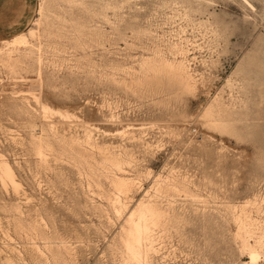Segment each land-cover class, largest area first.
Here are the masks:
<instances>
[{"label": "rangeland", "instance_id": "rangeland-1", "mask_svg": "<svg viewBox=\"0 0 264 264\" xmlns=\"http://www.w3.org/2000/svg\"><path fill=\"white\" fill-rule=\"evenodd\" d=\"M82 1L83 5L76 6L54 4L52 10L61 18L47 31L42 28V32L53 33L42 37V81L32 68L11 74L0 66V154L11 163L23 186L14 194L0 184V242L5 243L4 250L0 248V264H45L39 261L34 245H43V240L35 231H19L17 222H35L52 240L64 241L76 264H123L119 250L110 246L123 221L112 207L115 194L108 176L115 170L100 168L102 154L95 152L96 171H90L85 163L72 160L67 142L60 143L54 136L51 140L58 155L50 153L41 160L31 134L40 135L46 123L37 112L31 117L13 111L11 105L20 104L12 91L25 89L41 92L49 105L74 112L106 132L128 123L144 125L135 130L142 136L139 143L93 131L99 143L118 146L110 151L128 148L132 154L125 170L137 182L131 194L123 197L129 207L159 176L187 181L188 193L168 190L157 195L158 202L171 211L175 227L163 239L154 264H242L248 258L238 250L236 225L226 207L264 196V0ZM36 2L34 19L39 17L40 0ZM186 10L189 19L184 16ZM207 19L211 25L201 23ZM76 22L89 28L97 25L104 32L97 39L88 29L79 34L71 25ZM147 24L162 39L182 36L189 57L194 58L192 67L205 77L198 91L183 97L166 95L158 89L124 85L125 74L111 76V63H132L152 46L151 37L132 34V29ZM230 76L235 84L229 87L226 80ZM219 91L238 112L231 132L221 133L200 117ZM28 98L29 105L37 107ZM112 113L114 121L109 120ZM53 120L60 135L83 134L79 120ZM11 205H19L21 214L10 210ZM249 211L264 222L263 204L250 205Z\"/></svg>", "mask_w": 264, "mask_h": 264}, {"label": "bare ground", "instance_id": "bare-ground-1", "mask_svg": "<svg viewBox=\"0 0 264 264\" xmlns=\"http://www.w3.org/2000/svg\"><path fill=\"white\" fill-rule=\"evenodd\" d=\"M56 1L64 2L69 6L83 5L84 3L82 0H40L39 11L37 13L39 14V17L32 20V26H30L28 30L21 32L10 39L0 40V66L2 68L7 69L11 74L18 73L21 70L28 71L29 68H32L36 71L37 78L42 81L44 60L43 48L45 47L42 37H50L53 34L52 31L42 32V28L44 27V30L47 31L51 27L53 21L61 18L52 10ZM244 1L248 2V0ZM108 5L116 7L117 3H108L106 6ZM189 13V10L185 11L184 16L186 19H189ZM201 23L207 24L210 23V20L207 19L203 22L201 21ZM211 24L212 22L210 25ZM71 25H73V29L78 31L79 34H85V30L88 29L91 37L95 39L100 38L104 32V30L97 25L92 28H89L87 24L81 22H76L75 24L72 23ZM195 25H197V23ZM155 33L152 24H147V26L145 25L137 30L132 29V34L134 35H147L148 38L151 37L154 40L152 42L153 44L147 48L148 51L146 54L143 53L141 56L139 55L140 57L135 58L132 63H130V61L125 64L113 62L110 66L108 65L112 72L111 76L115 74H125L126 77L122 80L120 79L124 85L128 87H141L147 90L158 89L161 90L160 92L165 91L167 93L166 95L174 94L175 96L183 97L198 91V87H200L199 84L203 83L205 77L192 67V61L194 58L189 57V49L184 45V39L181 38L182 36L178 38L169 37L162 39L163 37L156 35ZM212 33L216 36L219 35L216 30H213ZM84 43L79 42L81 46L82 44L85 45ZM242 67V64L239 65L236 72H239ZM22 79L23 81H26L24 77H22ZM209 79L211 80V78ZM233 82L234 81L230 76L226 80V85L231 86L232 84H235ZM30 83L32 82L30 81ZM220 91L209 100L201 111L200 117L205 124L221 133L231 132V126L235 119L234 116L238 112L225 102L226 99L223 98V93L221 94L222 91ZM11 95L14 99L20 98V104L17 103V101L11 104L13 111L16 110L19 113H26L29 115L31 113L33 114V111H35V113L37 112V114L40 115L41 120L46 123L45 126H42L40 135L36 136L34 133L31 134V142L34 145L36 154L41 160L45 161L48 154L58 152L57 149L53 147L51 136L58 138L60 143L67 142L70 146L68 151L72 160L79 164L85 163L90 171L93 168H95L96 171V167L92 163V160L96 157L94 156V153L99 152L102 154L101 160H98L99 167L102 169L110 168L111 170H115L108 176L109 183L115 194V196L111 198V200L114 199L112 207L117 215H122L123 217L119 230L113 236L110 246L117 251L119 250L123 264H154L156 257L161 254L160 250L164 242L163 239H165L166 236H169L171 229L175 227L172 222L173 218L170 217L171 211L158 202L157 195L168 190H179L188 193L189 187L187 181L177 177L170 178L162 177L163 175L161 177L159 176L154 180L155 182L152 187L148 189L140 199H137L134 204L132 203V207L131 205L129 207L127 202L123 200V197L127 198L131 194V190L137 182V178L132 177L133 175H128L125 170L127 166L131 165L132 154H130L131 152L129 153V151H127L128 148L124 146L120 147V149L126 148L123 152L115 153L110 151L112 148L118 146L109 143H99L97 138L94 137L93 132L95 130L99 132L101 131L102 134L117 135L123 139L128 138L132 142L138 141L139 143V141L142 140V136H137L135 130L144 129V125L136 127L133 124L128 123L115 132H106L97 126H93L91 123L82 121V119H80L74 112L49 105L43 101L41 92L36 93L32 89H25L12 91ZM28 97L32 98L34 105L36 104L37 107L29 105L30 99ZM235 98H233V101ZM16 111L15 114L17 113ZM54 118H58L59 121L61 120L64 122L68 121L73 123L75 120H79L80 123L83 122L81 123L83 126V134H68L69 136L65 134L60 135L57 130V123L53 120ZM115 118L116 116L112 113L109 120L114 121ZM31 126L35 127V124L32 122ZM145 144L147 146L151 145V143L147 142H145ZM145 144L143 145L146 146ZM151 146H153V144ZM117 151L118 150L116 149V152ZM89 175L92 176V172H89ZM95 183L99 184L96 180ZM0 184L2 185V188H5L6 190L11 189L14 194H19V192L23 190V186L17 179L13 166L4 158L3 154H0ZM257 202L264 205V196H254V198L248 199L243 203L237 205L229 204L226 207L229 212L227 216L230 215L229 217H231L236 225V232L234 235L239 239V245L237 244L238 250L242 256H247L248 258V260L243 261L242 264H264V222L254 218L251 214L252 212H250L251 210L249 211V206L253 204L255 206ZM256 208L257 211H260L259 206ZM9 209L18 214H21L22 212L19 205H11ZM41 223L46 224V221L41 219ZM16 228L19 231L27 232L28 230H32L33 232L35 231L38 233L39 237L43 240V245H34L39 261H42V263L76 264L73 260L74 253L67 249L65 242L52 240V237L39 228L37 223L28 222L25 224L17 222ZM8 236L9 239H13L12 236ZM57 243L63 244L61 246L63 248L57 246ZM8 261L10 263L12 262L10 258H8ZM163 262H165V260H163Z\"/></svg>", "mask_w": 264, "mask_h": 264}, {"label": "crops", "instance_id": "crops-1", "mask_svg": "<svg viewBox=\"0 0 264 264\" xmlns=\"http://www.w3.org/2000/svg\"><path fill=\"white\" fill-rule=\"evenodd\" d=\"M37 12L36 0H0V40L24 32Z\"/></svg>", "mask_w": 264, "mask_h": 264}, {"label": "built area", "instance_id": "built-area-1", "mask_svg": "<svg viewBox=\"0 0 264 264\" xmlns=\"http://www.w3.org/2000/svg\"><path fill=\"white\" fill-rule=\"evenodd\" d=\"M5 242V241H4ZM4 245H5V243H3V241H1L0 242V248L2 249V250H4Z\"/></svg>", "mask_w": 264, "mask_h": 264}]
</instances>
